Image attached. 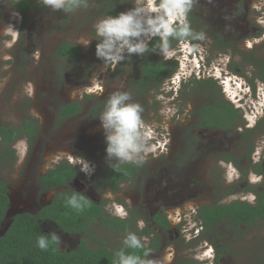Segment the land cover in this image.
<instances>
[{
	"label": "rangeland",
	"instance_id": "obj_1",
	"mask_svg": "<svg viewBox=\"0 0 264 264\" xmlns=\"http://www.w3.org/2000/svg\"><path fill=\"white\" fill-rule=\"evenodd\" d=\"M12 1L16 0H0V127H17L23 120L34 119L40 132L32 145L24 139L18 141L12 147L14 153L8 154L0 165V176L8 185L11 200L1 235L14 215L34 213L45 204L37 191L39 176L45 171L67 162L87 167L88 175L95 172L97 180L101 173L122 163L107 156L99 117L111 94L128 92L131 100L127 102L142 106V118L152 133L148 151L141 154L142 162L130 163L137 171L134 180L110 194L96 188V181L83 179L73 189L102 204L107 214L135 219L133 232L125 237L147 228L148 218L156 208L167 216L174 213L177 223L179 214H185L181 221H186L181 226L185 236L180 239L175 231L164 236V253L159 257L157 252L143 264H173L177 260L210 264L216 254L225 255L211 264H264V223L238 230L220 225L201 235L195 216L197 208L205 205L235 201L253 204L252 190L264 191V181L251 175L254 165L242 160L244 156L234 158L237 167L222 161L224 157L236 156L232 153L242 151L247 143L254 148L252 156L264 157V126L256 127L264 108V84L256 69V65L264 64V0H254L248 7V21L258 26L252 33L255 25H248L246 31L250 30L251 36L244 41L250 40L255 46L252 52L239 50V54L231 45L235 43L236 48L241 37L223 36L219 22L203 13L202 1L191 0L188 11L192 23L210 22L205 29L207 34L198 28L200 37H191L194 44L187 40L171 47L170 58L155 54L156 59L177 61L178 70L172 78L153 84L144 94L133 90L146 60L144 55L125 52L124 59L115 67L96 55L99 38L95 24L106 18V11L99 9L101 0H79L82 4L71 11H53L43 3L44 8L33 10L25 20L13 10ZM117 1L118 15L136 6V0ZM155 4L159 5L157 0ZM169 8L173 11V27L187 22L188 11L177 15L171 5ZM81 38L89 39L90 44H80ZM218 42L227 51L220 50ZM64 43L81 47L84 60L80 66L55 57L56 49ZM242 59L254 61L253 65ZM194 77L216 81L221 88L220 99L240 108L242 125L229 133L198 128L195 112L209 104L214 99L210 93L218 95V90L198 91L189 85ZM72 102L80 104V114L68 120L58 118L60 109ZM245 129L251 133L242 140L240 135ZM101 148L104 152L99 154ZM41 226L44 232L55 234L61 252L76 249L80 242L79 237L59 231L52 223ZM90 233L94 239L88 237V244L106 246L120 264L125 244L122 232L106 230L97 223Z\"/></svg>",
	"mask_w": 264,
	"mask_h": 264
},
{
	"label": "trees",
	"instance_id": "obj_2",
	"mask_svg": "<svg viewBox=\"0 0 264 264\" xmlns=\"http://www.w3.org/2000/svg\"><path fill=\"white\" fill-rule=\"evenodd\" d=\"M160 4L161 0H157ZM82 2H79L81 5ZM14 11L20 13L23 19H27L29 14L39 8H44L43 0H16L11 2ZM117 0H101L99 9L106 11L105 17L117 16L119 12ZM77 6H73L75 8ZM187 26L190 31L188 36H173L168 38L169 47H175L178 43L192 41L191 37H200L198 27L193 28L192 16L190 11L187 13V22L174 28L179 32ZM194 44V41L191 42ZM159 37L153 38L149 43V51L144 53L145 61L140 70V74L133 85L136 93L144 94L153 84L158 85L163 81L170 79L178 70V62L174 60L163 61L154 56L161 55L159 52ZM55 57L69 61L75 66H80L84 58L82 49L77 44L64 43L60 45L55 53ZM102 60V59H101ZM102 62H104L102 60ZM264 75V71H261ZM264 82V76L260 78ZM189 85H192L198 91H209L217 88L218 95L210 93L214 99L209 103L200 106L195 112L197 124L200 129H215L222 131L236 130L242 121V112L240 108H235L230 102L223 101L221 88L212 78L200 80L192 78ZM85 98L89 97L85 95ZM81 112L80 104L72 102L63 106L59 111V118L67 120ZM264 126L263 116L260 118L256 127ZM40 131L39 123L34 119L24 120L20 126H1L0 127V165L6 159V154L13 153L12 144L20 138H25L29 142L37 136ZM251 131L245 129L242 136L247 137ZM118 167V168H117ZM257 171H260L259 169ZM78 170L61 163L56 169L47 172L40 179L41 190H55L65 187L78 174ZM133 176L132 168L129 163H119L114 165L104 174L103 183L106 186L116 187L120 181L130 180ZM75 196L78 203L83 204V210L78 211L68 206L67 200ZM81 197L83 199L81 200ZM87 201V203H84ZM8 197L4 183L0 179V226L4 220L8 208ZM100 219V223L111 230L123 231V222L120 219H108L101 209L93 204L86 196L75 193L68 189L59 192L51 205L44 208L37 215L19 214L15 216L7 228L6 232L0 236V264H117L114 253L106 248H89L84 240L80 242L77 250L70 253L61 252L57 245V240H53L47 233L40 228L38 220L53 221L60 229L69 233L89 234L90 227ZM196 218L201 222L204 228L210 231L220 225L232 229H239V225L248 226L251 223H264V194L258 193L254 204H248L243 201H235L225 205H205L197 210ZM129 221V220H128ZM152 221L161 229L169 228L163 215H155ZM139 235L148 236L150 230H144ZM41 236L47 239V248L41 249L37 241ZM142 245V244H141ZM153 249V246L151 247ZM149 249L144 245L139 248H131L127 245L123 247V253L139 257L143 260L147 257ZM182 264H195L194 262H183Z\"/></svg>",
	"mask_w": 264,
	"mask_h": 264
},
{
	"label": "clouds",
	"instance_id": "obj_3",
	"mask_svg": "<svg viewBox=\"0 0 264 264\" xmlns=\"http://www.w3.org/2000/svg\"><path fill=\"white\" fill-rule=\"evenodd\" d=\"M43 3L53 11H71L73 6H79V0H43ZM191 0H161L157 6L155 0H136V6L118 16H108L95 24L98 58L110 63L112 67L124 59V54L143 55L149 51V43L159 37V52L164 58H170L168 38L190 35L189 28L183 27L179 32L173 27L170 17L175 10L177 15L186 13ZM151 5V7L149 6ZM158 14H154L157 13ZM202 38V37H201ZM89 39L81 38L80 44L88 46ZM131 95L128 92H114L108 98L105 110L99 117L100 127L104 131L106 154L122 163H141L142 153L148 151V141L152 133L145 124L143 108L137 102L128 103ZM118 168V167H117ZM86 171V168L82 169ZM83 197H81V200ZM87 203V201H84ZM68 206L78 211L83 210V204L78 203L75 196L67 200ZM52 239L56 240L55 234ZM47 239L41 236L37 244L41 249L47 248ZM124 243L131 248L141 247L140 240L129 235ZM120 264H143L139 257L120 253Z\"/></svg>",
	"mask_w": 264,
	"mask_h": 264
},
{
	"label": "flooded vegetation",
	"instance_id": "obj_4",
	"mask_svg": "<svg viewBox=\"0 0 264 264\" xmlns=\"http://www.w3.org/2000/svg\"><path fill=\"white\" fill-rule=\"evenodd\" d=\"M202 1V4H201V6L203 7V13L205 14L206 13V15L207 16H210V19H214V20H217L218 22H219V26H222V28L220 29L221 31H219L223 36H227V37H230V36H232V37H241L239 40H238V43H237V45H236V48L233 46V45H235V43L234 44H232L231 45V48H232V50H236V52L235 53H238L239 54V50L241 51V52H252V50H253V47L255 46V44H251V42H250V40H248V41H244V38H248V37H250L251 36V34H250V30H248V31H246L247 29H248V25H250L251 26V24L253 25H255V26H253L254 28H252L251 30H252V33L254 32V29L255 28H257V26H258V24L257 23H255V22H253V21H251V22H249L248 21V16L246 15L247 14V11H248V7L252 4V2L254 1V0H201ZM261 1H263V0H260V2ZM20 14V13H19ZM21 15V14H20ZM22 16V15H21ZM186 20H187V17H186ZM253 20V19H252ZM254 20H256V19H254ZM261 20H264V17H262L261 18ZM209 25H210V22H206L205 21V24L204 23H202V24H196V23H193V28L194 27H198L202 32H205L206 34H207V30H205L207 27H209ZM251 28V27H250ZM201 33V32H200ZM211 38H213V35H209ZM222 37V36H221ZM215 39H219V37H215ZM242 39V40H241ZM218 45H219V49L220 50H222V51H227V47H225V46H220V44H219V42L217 43ZM221 45H223V44H221ZM223 54H227V52H223ZM244 62H245V64H247V65H253V62L254 61H251V60H246V59H242ZM254 65H256V64H254ZM256 69L257 70H259V72L261 73V71L263 70L264 71V64H260V65H256ZM264 75H260L259 76V80H260V78L261 77H263ZM261 81V80H260ZM263 84H264V82L263 81H261ZM77 103V102H76ZM65 106V105H64ZM264 109V108H263ZM262 113H263V110H262ZM77 116V115H76ZM76 116H74V117H76ZM74 117H72V118H74ZM58 118H59V112H58ZM69 119H71V118H69ZM26 120H28V119H26ZM66 120V119H65ZM68 120V119H67ZM24 121V120H23ZM22 121V122H23ZM21 122V123H22ZM21 125V124H20ZM19 125V126H20ZM6 127V126H5ZM12 127H14V126H12ZM18 127V126H17ZM204 130H215V129H204ZM218 131H222V130H218ZM232 130H230V131H223V132H227V133H229V132H231ZM40 132V131H39ZM243 132L244 131H242V134H243ZM39 134V133H38ZM38 134H37V136H38ZM242 134L240 135L241 136V138H242V140H243V138H247V137H243L242 136ZM37 136L35 137V139L37 138ZM22 139H24V140H26V142L29 144V145H32V142H29L27 139H25V138H20V139H18L16 142H14L13 144H12V147H14V145L18 142V141H20V140H22ZM34 140V139H33ZM2 147V146H1ZM12 147H11V149H12ZM243 148H241V150L242 151H238V152H233L232 153V155H236V156H233V157H231V156H228V157H224L223 158V160L222 161H224L225 163H227V162H229L228 164H234L236 167L239 165L238 163H235V160H234V158L235 157H237L238 159L241 157V156H244V157H242V160H244L245 162H247L248 164H252V165H254V166H252L251 167V175H253L255 178H257V179H260V181H264V157H258V159H256L255 158V156H252V154H253V146H251V144L249 145V143H247V144H243V146H242ZM13 150V149H12ZM101 150L104 152V149H100V151H99V154L100 153H102L101 152ZM1 152V151H0ZM243 152V153H242ZM13 153H14V150H13ZM10 154V153H9ZM7 155L8 154H6V157H7ZM236 158V159H237ZM248 158V159H247ZM62 163H64V162H62ZM67 163V162H66ZM61 164V163H60ZM60 164H58L55 168H53V169H50V170H48V171H45L41 176H39V179H38V183H37V191H38V194H40L41 196H42V201L45 203L38 211H36V212H34V213H30V212H21V213H18V214H16V215H14L13 217H12V219H11V221H10V224H11V222H12V220H13V218L15 217V216H17V215H19V214H30V215H37L38 213H40L44 208H46V207H48L49 205H51V203L53 202V200L55 199V197L57 196V194L59 193V192H64V191H66V190H68V189H70V190H72L73 192H75V193H79V194H82V195H84V196H86L93 204H95L96 206H98L100 209H101V211L104 213V215L108 218V219H110V220H112V219H120V220H122L123 222H125L124 224H123V226H124V228H123V231H122V235L121 236H126V235H128V233L130 232H133L132 231V225H133V223L135 222V219H133V218H131V216L130 217H128V216H126V217H120V216H118V214H116V213H109V214H107L105 211H104V206H102V204H100V203H95L88 195H86V194H84V193H82V192H80L78 189L76 190V189H73L74 187V185H76V182L78 181V180H81V179H83L84 181H89L90 180V182L91 181H96V182H94L93 183V185L96 187V188H98L100 191H103V190H107L108 192H109V194L110 193H112V192H115L116 190H119V189H121V188H123V186L125 185V184H127V183H131L133 180H134V177H135V175H136V169H135V166H132V164H130L131 165V168H132V173H133V176H132V178L130 179V180H127V181H120V183L116 186V187H110V186H106V185H104V183H103V180H104V174L107 172H104V173H101L100 175H99V177L97 178V180H96V176H95V172H92L91 174H89L88 175V172H90V170H88V168L86 167V171L85 170H82V169H84L83 167H76V166H73V165H71V164H68V165H71V166H73V167H75L79 172H78V174H77V176L72 180V181H70V182H68L67 183V185L65 186V187H61V188H58V189H55V190H44V191H42L41 190V183H40V179H41V177H43L47 172H49V171H51V170H54V169H56ZM122 164V163H121ZM260 170V171H257V170ZM110 170V169H109ZM108 170V171H109ZM245 175H247V173L245 174ZM0 179H1V181L4 183V185H5V189H6V192H7V197H8V201H9V203H8V208H7V210H6V213H5V217H4V220L2 221V223H1V226H0V236H2L1 235V230H2V226H3V224H4V222L6 221V218H7V214H8V212H9V210H10V205H11V200H10V191H9V189H8V185H7V183L5 182V180H3L2 178H1V176H0ZM93 179V180H92ZM247 180H248V183H251L250 182V179L249 178H247ZM251 180H252V178H251ZM262 191V190H261ZM258 193H264V191H262V192H260V190L259 191H255V190H252V194H254V203L256 202V200H257V197H258ZM49 195V198L47 199V196ZM184 195V194H183ZM243 202H246V201H243ZM246 203H248V202H246ZM253 203V204H254ZM249 204V203H248ZM252 205V204H251ZM121 208H122V206H120ZM202 207V206H201ZM200 208V207H199ZM199 208H197V210L199 209ZM157 209L158 208H156V210L154 211V213H152V215L150 214V216H149V220H148V227L147 228H145V229H142V230H140V231H134L135 233H133L135 236H138V237H140V238H142V240L139 238V240H140V242H141V244L142 245H144L147 249H149V251H148V255H147V257L145 258V259H143V260H141L143 263L144 262H146L147 260H150V259H153L155 256H156V253L157 252H159V254H158V256L160 257V255L162 254V252H163V250H164V248L166 247V244L167 243H165V241H164V236H167V235H169L170 236V233L171 232H176L177 234V236H179L180 237V239H182V237L183 236H185V234L182 232V228H181V226H183L184 225V223L186 222L185 220H183V222H181L182 221V217L185 215V214H183V216H181L180 214H179V219H180V221L177 223V222H174V219H175V217H174V213L173 214H171V215H169V216H167V213H164V212H161V211H158L157 212ZM162 210V209H161ZM197 210L195 211V216H196V213H197ZM155 215H163L164 217H165V219H166V221H167V223H168V226H169V228H167V229H161L160 227H158L153 221H152V219H153V217L155 216ZM129 220V221H128ZM176 220V219H175ZM198 220V219H197ZM100 219L98 218L97 219V222L96 223H93L92 225H91V227H90V230H89V234L87 235V234H84V233H69V232H67V231H64V230H62V229H60L59 228V226L56 224V223H54L53 221H44V220H38V223H39V225H40V228H41V230L43 231V228H42V226H41V224L42 223H52V224H54L55 225V227L59 230V231H61V232H64V233H66V234H69V235H74V236H77V237H79L80 238V242L82 241V240H84V242H85V244L89 247V248H92V249H96V248H106L108 251H110L109 250V248H107L106 246H98V247H91L89 244H88V241H87V238L89 237V238H92V239H94V236H92V234L90 233L91 232V229H92V226L93 225H95V224H99L100 226H102L103 228H105L106 230H111V229H109V228H107V227H105L104 225H102L100 222ZM198 222H199V227H200V234L201 235H203L205 232L206 233H210V232H212L215 228H212L210 231H208V230H206L205 228H204V226L201 224V222L198 220ZM181 223H183V224H181ZM9 224V225H10ZM9 225H8V227H9ZM255 225V223H251V224H249L248 226H244V225H239V229L241 228V227H245V228H247V227H251V226H254ZM7 227V228H8ZM150 230V235H148V236H144V235H139L138 233H142L144 230ZM7 230V229H6ZM198 230H199V228L198 229H196V231L198 232ZM233 230H236V229H233ZM112 231H116V232H120V231H117V230H112ZM6 232V231H5ZM4 232V233H5ZM44 232V231H43ZM180 232H182V233H180ZM46 233V232H45ZM199 233V232H198ZM50 237H52L51 236V234H49V233H47ZM195 237V236H194ZM197 237H199V235L197 236ZM127 237H125V239H126ZM185 239V238H184ZM181 240V241H185V240ZM57 240V242H58V245H57V247H58V249L60 250V248H59V240L58 239H56ZM80 242L78 243V245H77V247H76V249H74V250H72V251H75V250H77V248L79 247V245H80ZM126 246V244H123V247H125ZM153 246V249H151V247ZM123 247H122V252H123ZM72 251H70V252H72ZM70 252H65V253H70ZM110 252H112V251H110ZM113 253V252H112ZM164 253V252H163ZM164 255V254H163ZM225 254H222V255H219V254H216L215 256H214V258L211 260V262H210V264L212 263V261L214 262L215 261V263L216 262H218L223 256H224ZM164 257V256H163ZM183 262H194L195 264H198L196 261H194V260H177V261H174L173 262V264H182Z\"/></svg>",
	"mask_w": 264,
	"mask_h": 264
}]
</instances>
